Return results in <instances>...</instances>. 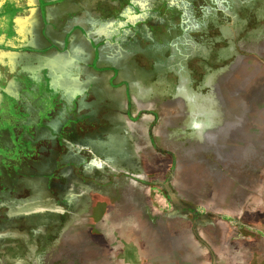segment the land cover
Listing matches in <instances>:
<instances>
[{
  "label": "rangeland",
  "instance_id": "rangeland-1",
  "mask_svg": "<svg viewBox=\"0 0 264 264\" xmlns=\"http://www.w3.org/2000/svg\"><path fill=\"white\" fill-rule=\"evenodd\" d=\"M40 21L0 59V264H264V0Z\"/></svg>",
  "mask_w": 264,
  "mask_h": 264
},
{
  "label": "crops",
  "instance_id": "crops-1",
  "mask_svg": "<svg viewBox=\"0 0 264 264\" xmlns=\"http://www.w3.org/2000/svg\"><path fill=\"white\" fill-rule=\"evenodd\" d=\"M61 2L57 5L58 8L66 1L63 3ZM45 12L46 0H0V59L7 58L6 56L12 57L18 55L20 54V50L24 51L29 49V47H31L30 41H33L35 37L41 40V42H38L37 47H33L45 48L42 43H45V36L41 31L42 29L36 30L32 27V24H37L39 27L40 20L43 18ZM57 80L69 83L77 82L76 78L72 77L65 79L64 77H59ZM9 81L14 86L18 85L14 78H10ZM3 86L4 84L0 87ZM5 91L7 90L3 91V89L0 88V92ZM6 114L9 115L6 117L14 120V118H11L10 113ZM0 130L4 136L8 134L6 128H0ZM9 140L11 141V138Z\"/></svg>",
  "mask_w": 264,
  "mask_h": 264
}]
</instances>
